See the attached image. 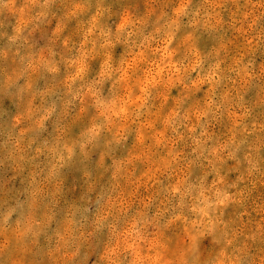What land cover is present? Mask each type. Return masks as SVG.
Returning <instances> with one entry per match:
<instances>
[{
	"label": "rangeland",
	"instance_id": "rangeland-1",
	"mask_svg": "<svg viewBox=\"0 0 264 264\" xmlns=\"http://www.w3.org/2000/svg\"><path fill=\"white\" fill-rule=\"evenodd\" d=\"M262 12L0 0V219L19 197L39 225L23 264H264Z\"/></svg>",
	"mask_w": 264,
	"mask_h": 264
},
{
	"label": "clouds",
	"instance_id": "clouds-1",
	"mask_svg": "<svg viewBox=\"0 0 264 264\" xmlns=\"http://www.w3.org/2000/svg\"><path fill=\"white\" fill-rule=\"evenodd\" d=\"M264 15V12L261 13ZM7 152V149L5 150ZM16 152L15 148H12ZM31 205L26 201L16 198L14 207L10 212L0 219V254L8 257L6 264H23V257L34 246V235L39 225L27 224V213ZM15 213V217H8ZM17 218H24L18 222ZM67 255V253H65ZM184 264H196V255L194 250H186Z\"/></svg>",
	"mask_w": 264,
	"mask_h": 264
}]
</instances>
